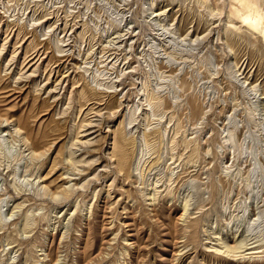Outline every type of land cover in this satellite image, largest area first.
Returning <instances> with one entry per match:
<instances>
[{
	"label": "rangeland",
	"instance_id": "rangeland-1",
	"mask_svg": "<svg viewBox=\"0 0 264 264\" xmlns=\"http://www.w3.org/2000/svg\"><path fill=\"white\" fill-rule=\"evenodd\" d=\"M0 264H264V0H0Z\"/></svg>",
	"mask_w": 264,
	"mask_h": 264
}]
</instances>
